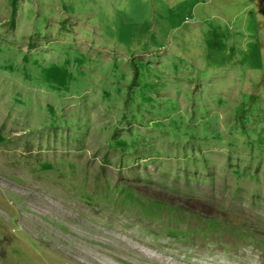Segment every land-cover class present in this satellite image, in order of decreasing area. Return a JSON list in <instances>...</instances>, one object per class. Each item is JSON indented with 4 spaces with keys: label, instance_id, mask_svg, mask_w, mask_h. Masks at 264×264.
<instances>
[{
    "label": "rangeland",
    "instance_id": "obj_1",
    "mask_svg": "<svg viewBox=\"0 0 264 264\" xmlns=\"http://www.w3.org/2000/svg\"><path fill=\"white\" fill-rule=\"evenodd\" d=\"M16 5L0 264H264V0Z\"/></svg>",
    "mask_w": 264,
    "mask_h": 264
},
{
    "label": "trees",
    "instance_id": "obj_2",
    "mask_svg": "<svg viewBox=\"0 0 264 264\" xmlns=\"http://www.w3.org/2000/svg\"><path fill=\"white\" fill-rule=\"evenodd\" d=\"M16 3H17V0H10V4L12 6V17H13L12 21H14V15H15V12H16V7H17ZM137 74H138L137 71H135L133 80L136 79Z\"/></svg>",
    "mask_w": 264,
    "mask_h": 264
}]
</instances>
